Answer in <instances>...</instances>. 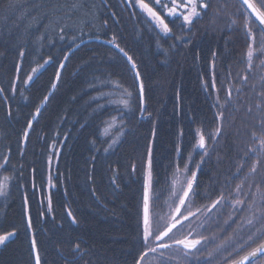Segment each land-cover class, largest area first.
<instances>
[{"label":"trees","instance_id":"obj_1","mask_svg":"<svg viewBox=\"0 0 264 264\" xmlns=\"http://www.w3.org/2000/svg\"><path fill=\"white\" fill-rule=\"evenodd\" d=\"M201 2L209 7L191 31H181L176 21L169 23L175 36H163L128 0H87L85 10L70 20L58 25L41 20L28 33L23 32L22 22L11 27L18 23L20 10L13 11L8 0H0V16L8 17L0 24V88L4 89L0 93V234L17 230L0 244V264H35L33 233L40 264L73 260L75 264H135L140 252L146 251L137 214L150 144L153 191L159 195L164 191L159 205L172 190L170 175L182 172L185 164L196 171L200 164L196 186L200 195L191 197L192 211L210 205L221 193L233 195L231 203L245 201L239 208L245 210L246 221L259 216L257 209L264 210V203L247 207L253 193L257 200L264 194V153L253 176L249 169L256 157H243L255 143L251 132L257 116L254 93L240 80L246 74L248 44L243 9L239 0H197ZM64 24L71 30L60 40L59 27ZM73 36L78 48L72 45ZM113 36L111 44L102 42ZM176 36H183V42ZM116 44L133 57L140 71L143 112L135 74ZM68 52L59 82L23 141L27 121L50 92L59 62ZM49 56L52 63L26 84L32 68ZM260 63L254 55L249 85L264 74V67H256ZM127 92L132 93L130 108L121 103ZM249 106L251 114L246 110ZM221 111L224 118L218 120ZM218 126L222 134L215 136ZM201 131L206 149L197 146ZM238 184H242L240 192ZM181 212L185 213L183 207ZM29 216L32 229L27 227ZM204 228L210 229L208 224ZM177 229L174 239L189 231L186 222ZM240 231L247 236V246L234 255H243L264 241V219L243 224ZM251 233H255L254 244L249 246ZM77 243L79 252L74 248ZM181 250H164L169 264L181 263ZM156 253H148L141 264H162ZM253 264H264V257Z\"/></svg>","mask_w":264,"mask_h":264},{"label":"snow or ice","instance_id":"obj_2","mask_svg":"<svg viewBox=\"0 0 264 264\" xmlns=\"http://www.w3.org/2000/svg\"><path fill=\"white\" fill-rule=\"evenodd\" d=\"M86 2L87 0H8V5L11 10H20V15L17 17L18 23L12 25L11 27H19L20 22H22L23 32L28 33L41 20H46L49 25H58L61 21L70 20L77 11H84ZM240 3L241 8L243 9L244 32L248 39L246 51V74L241 76L240 80L245 87H249L254 93V106L257 110V116L254 118V130L251 132V138L255 143L247 148V150L243 153V157L246 158L250 155L256 157L255 161L251 165V168L249 169V172L254 176L262 164L260 153H264V74L258 77V83H252L249 85L248 80L249 74H251L254 67V55H258L261 60L260 65H256V67H264V0H240ZM128 4L130 7H134L140 13H142L149 25L155 31H157L158 34H162L163 36H175L173 28L169 26V23H174L176 21L180 22L179 27L181 31H191V26L194 24L195 20L199 19L201 17V13L205 12L209 7L208 3L201 2L197 4V0H150V2H146V0H128ZM33 13H35V15H33ZM161 13H163V15H161ZM7 20V16H0V24H5ZM254 22L255 28L252 26ZM233 23H235V21H233ZM70 30L71 25L64 24L60 26L58 32L60 40H64V33ZM76 39V36L71 37L72 45H75L78 48L80 45H76ZM97 39H99V37H97ZM175 39L183 42V36H176ZM258 39L261 40V43L257 45L256 42ZM113 40H115L114 36L112 40H108L107 43L111 44ZM81 44H83L82 40ZM115 47L125 56L135 72L136 80L139 82V107L140 111L143 112L145 110V97L144 84L140 79V71L131 55L121 48L119 44H116ZM19 54L21 57H23L25 53L23 50H21ZM213 55L215 56V53H213ZM68 57L69 54L66 53L63 60L59 62V69L55 73V80L52 84L53 89H55L56 83L60 80L61 70L64 68ZM51 63L52 57L49 56L44 60L43 64H39L37 67L32 68L31 73L27 75V79L24 82L26 84L30 83L35 77H38L42 71L46 70V66ZM20 70V65H17V74H19ZM16 79H19V75H17ZM212 87H216L215 80L212 82ZM13 90H15V84H13ZM3 91L4 89L0 88V93ZM237 91H240V89ZM126 96L127 98L121 101V103L124 105V107L130 108L132 103V93L127 92ZM231 96L232 92L229 88L228 100L231 99ZM48 99L49 97L47 95L43 97V101L45 102L48 101ZM246 110L249 114H251L252 106H249ZM40 112V107H36L35 115L38 116ZM216 118L218 120H222L224 118V112H219ZM32 126L33 120L30 119L27 121V127L23 132V141H27ZM257 129L259 131H257ZM221 134L222 126H218L215 130V136H219ZM215 136L212 138H215ZM198 137L199 139L197 146L200 149H206V138L202 131L198 133ZM179 151L180 148L177 147V152ZM204 155H207V151L204 152ZM203 158L204 157L201 156V162H203ZM48 159L49 164H51L52 156H49ZM4 162L5 164L8 162L7 157L4 158ZM189 162H191L190 157ZM2 167L3 165H0V168ZM152 167L153 155L150 144L147 150V168L143 183L140 207L137 214L139 234L146 251L140 252L139 258L135 260V264H141L148 253H156L158 250L162 264H169L168 258L164 256V250L170 248L182 249L184 257L189 260V264H208L209 259L215 258L214 253L218 249L227 250V246L229 245V241L232 239V237H226L224 240L220 241L219 244H216L215 248L208 251L206 257L200 258L196 256V253L201 252V248L198 246L202 245V243L205 246L213 243L215 237L209 238L200 236L199 238H191L193 232L195 231V227L193 225L194 222L199 221V223L196 224V227L203 228L208 223V221L213 219L212 213L222 203L227 202V197L224 195V193H221L220 196H218L215 200H212L210 205L197 208L195 211H192L191 197L200 195V193L196 190L197 172L200 169V164H196V171H191L188 164H185L182 172L185 176L186 186L181 184V187L172 193L173 199H178V204H176L174 210L171 209V206H169L170 212L167 215H161L160 212L154 211V209L161 207V205L158 204L160 195L153 191ZM241 167H243V165H241ZM189 171H191L190 177L187 175ZM244 179L247 180V176H245ZM242 184L236 185L237 192L241 191ZM249 187H252V184H249ZM259 192L260 189L257 187V193ZM0 194H2V192H0ZM244 195L247 196L248 194L244 193ZM24 203L25 211L27 212V196L24 198ZM244 203V200L238 199L232 202V207L235 210L237 205H243ZM258 203H264V194H261L259 200H257V194L253 193L247 207L249 209H253ZM50 206L51 200L49 197V207ZM182 207L187 213L186 215L181 212ZM257 211L259 212V216L253 215L252 219H248L246 221L247 224L253 225V220L264 219V210L257 209ZM68 215L71 216V212H69ZM201 215L204 217L203 220L200 219ZM168 216H171V221H169ZM229 221H232L231 215H229L228 220L224 221V224L230 226ZM73 222H75L74 217ZM185 222L189 227L188 235L181 239H174L175 233L173 230L177 229V225H179L181 229L184 228ZM232 222L234 223L235 221ZM27 227L28 229H32V221L30 216L27 219ZM16 231V229H13L12 231L0 234V244H4L11 236L16 234ZM177 231H179V229H177ZM233 231H235V229ZM253 235H255V233H253ZM165 238H167L169 242H163ZM252 238L253 237L250 235L248 240H251ZM244 243H247V241ZM244 243L236 244L235 247H233L232 251L229 252L228 257L225 258L227 264H246V262H248V264H253V262L258 258L264 257V242L257 244L256 247L252 248L251 251L246 252L244 255H234V253L237 252V249H243ZM151 245L155 246L153 247ZM31 248L35 253V264H40V256L37 250V241L35 239L34 233L31 240ZM74 248L77 252H79L80 244H75ZM67 264H75V261H69Z\"/></svg>","mask_w":264,"mask_h":264},{"label":"flooded vegetation","instance_id":"obj_3","mask_svg":"<svg viewBox=\"0 0 264 264\" xmlns=\"http://www.w3.org/2000/svg\"><path fill=\"white\" fill-rule=\"evenodd\" d=\"M163 192H159L161 194L160 197L161 196L164 197ZM232 197H233V195H231V194H229V196L227 195V202L223 203V206H221V207L219 206L212 213L213 219L208 221V223H207L210 227V229L208 231L206 230L207 228L203 227L202 231L198 232L199 227H197V232H193V235L191 237V238H199L200 236L209 237V238L215 237L213 243L208 244L206 246L202 243V245L198 246L201 248V252L196 253V256L200 257V258L206 257L207 252L212 250L213 248H215L216 244H219L220 241L224 240L226 237H228V236L232 237V239L229 241V245L227 246V250L218 249L214 253L215 258L209 259L208 264H227V261L225 258L228 257V254H229V252L232 251L233 247H235L236 244L244 243L247 240V236H245V238H244L243 232L240 231V229L242 228V225L247 224L246 220H245V210L240 211L239 207L242 208L243 207L242 205H237L236 206L237 208L234 210L232 207L231 200H230V198H232ZM191 205L193 206V204H191ZM165 214L166 213H164V215ZM184 214L186 215L187 213L185 212ZM229 215L232 216V221H235L234 223L232 221H229L230 226L224 224V221L229 219ZM200 219L201 220L203 219L202 215L200 216ZM196 222L199 223V221H196ZM234 229H235V231H233ZM186 235H188V232L181 234L178 237V239H181ZM250 235L252 237H254L252 233ZM252 241H253V238L250 240L249 246L254 244V243H252ZM163 242L167 243L169 241L165 240ZM245 245L247 246V243H244V246ZM243 249L242 250L237 249L236 253H238V252L242 253ZM245 250H246V248H245ZM180 253H181L179 255L180 259H181L180 264H183V262H185V264H189V260L184 257L182 250ZM236 253H234V254H236ZM156 255L158 256L159 253H156ZM157 256L153 255V257H156V258H157Z\"/></svg>","mask_w":264,"mask_h":264},{"label":"rangeland","instance_id":"obj_4","mask_svg":"<svg viewBox=\"0 0 264 264\" xmlns=\"http://www.w3.org/2000/svg\"><path fill=\"white\" fill-rule=\"evenodd\" d=\"M190 174H191L190 172L187 173L189 177H190ZM169 179H170L169 185L171 186L172 190L168 194L167 199L165 201L164 200L162 201L164 202L163 205L160 204L161 205L160 208L154 209V211L160 212L161 215H164V213H166L165 215H167L170 212L169 206H171V209L174 210L176 204H178V199L174 200L172 197L173 191L178 190L181 187V184H184L186 186L185 176L181 171L174 172L172 175H170Z\"/></svg>","mask_w":264,"mask_h":264},{"label":"water","instance_id":"obj_5","mask_svg":"<svg viewBox=\"0 0 264 264\" xmlns=\"http://www.w3.org/2000/svg\"><path fill=\"white\" fill-rule=\"evenodd\" d=\"M239 2H240V0H239ZM102 42H104V43H107L106 41H102ZM116 48V47H115ZM71 52V51H70ZM70 52H68V54L70 53ZM131 65V64H130ZM132 67V66H131ZM133 70V69H132ZM133 72H134V70H133ZM134 74H135V72H134ZM138 82V81H137ZM138 88H139V82H138ZM53 88L51 87V90H50V92L48 93V97H50V95L52 94V92H53ZM45 101H43L42 102V104L40 105V109L42 110V108H43V106L45 105ZM37 116L34 114V116H33V118H32V120H33V122H34V120H35V118H36ZM182 209V208H181ZM264 242V241H263ZM252 250V249H251ZM250 250V251H251ZM32 252H33V250H32ZM33 257H34V263H35V253L33 252ZM259 259V258H258ZM246 264H248V262H246Z\"/></svg>","mask_w":264,"mask_h":264}]
</instances>
